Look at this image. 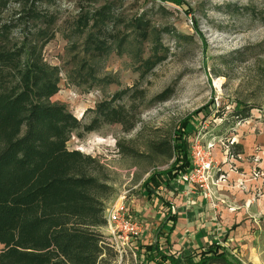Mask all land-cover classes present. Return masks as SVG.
<instances>
[{
    "label": "rangeland",
    "instance_id": "rangeland-1",
    "mask_svg": "<svg viewBox=\"0 0 264 264\" xmlns=\"http://www.w3.org/2000/svg\"><path fill=\"white\" fill-rule=\"evenodd\" d=\"M26 1L0 0V27ZM37 6L52 21L42 26L55 35L42 50L59 80L51 103L88 123L92 109L120 89L138 82L145 93L117 102L131 110L133 129L105 123L82 136L75 131L69 142L70 149L96 157L99 177L111 186L107 208L124 193L133 200L153 174L170 167L174 149L163 152L160 145L176 144V132L188 122L190 147L198 141L213 160L211 180L226 182L224 165L231 163V171L247 168L264 181V0H42ZM104 6L115 19L109 30L119 38L103 52L90 46L98 29L90 16ZM87 15L90 24L82 30ZM141 20L149 27L146 40L138 32ZM24 28L13 27L12 43L24 42ZM166 89L167 97L158 99ZM245 164L252 166L240 170ZM259 223L243 232V243L230 246L243 264H264V221ZM107 224L99 228L103 238ZM100 244L99 264H117L113 248Z\"/></svg>",
    "mask_w": 264,
    "mask_h": 264
},
{
    "label": "trees",
    "instance_id": "trees-1",
    "mask_svg": "<svg viewBox=\"0 0 264 264\" xmlns=\"http://www.w3.org/2000/svg\"><path fill=\"white\" fill-rule=\"evenodd\" d=\"M41 1H26L0 27V264H98L103 239L99 228L107 224L111 186L99 177L96 157L70 149L69 142L75 131L82 136L105 123L133 129L131 110L117 102L145 93L138 82L120 89L92 109L95 115L88 123L65 105L51 103L60 86L56 70L43 58L44 45L55 35L42 26L44 20L47 27L52 21L39 10ZM111 13L104 6L96 17L90 16L98 28L90 46L98 51L108 50L119 38L109 30L115 20ZM88 16L80 20V29L89 26ZM144 23L138 22V32L146 40L150 33ZM21 24L25 40L12 43V29ZM168 91L158 99L164 100ZM188 123L176 132V144L161 143L163 152L174 149L175 160L146 182L150 197L156 192L152 183L170 185L169 180H179L192 168ZM205 253L199 264H243L221 244L211 256Z\"/></svg>",
    "mask_w": 264,
    "mask_h": 264
},
{
    "label": "crops",
    "instance_id": "crops-1",
    "mask_svg": "<svg viewBox=\"0 0 264 264\" xmlns=\"http://www.w3.org/2000/svg\"><path fill=\"white\" fill-rule=\"evenodd\" d=\"M260 137L263 140L264 135ZM235 161L238 166V159ZM230 165H224L226 182L212 180L210 197L179 182L180 177L169 180L170 185L156 187L152 183L150 187L156 191L152 197L144 188L133 200L127 198L130 214L144 219L145 230L122 259L118 256L117 264H174V260L178 264H199L202 253L211 256L217 244L242 262L230 246L243 243V232L258 228L259 221H264V181L252 177L246 168L252 165L239 166L240 170L246 168L242 172L231 171ZM242 182L245 187L240 190L237 185ZM258 190L260 196L255 197ZM227 197L225 203L218 200ZM145 199H151L153 206Z\"/></svg>",
    "mask_w": 264,
    "mask_h": 264
},
{
    "label": "built area",
    "instance_id": "built-area-1",
    "mask_svg": "<svg viewBox=\"0 0 264 264\" xmlns=\"http://www.w3.org/2000/svg\"><path fill=\"white\" fill-rule=\"evenodd\" d=\"M191 169L183 173L180 181L189 187L199 190L205 196L211 195V172L214 169L213 160L204 152L198 141L190 147ZM108 233L100 241L109 244L122 259L130 249L133 242L144 233L143 223L130 214L127 205V196L122 194L118 202L110 205L106 210Z\"/></svg>",
    "mask_w": 264,
    "mask_h": 264
}]
</instances>
